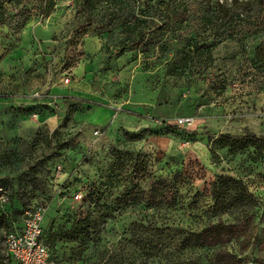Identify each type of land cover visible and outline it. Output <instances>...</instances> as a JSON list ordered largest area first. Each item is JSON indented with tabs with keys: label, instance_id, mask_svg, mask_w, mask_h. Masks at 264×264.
I'll return each mask as SVG.
<instances>
[{
	"label": "rangeland",
	"instance_id": "rangeland-1",
	"mask_svg": "<svg viewBox=\"0 0 264 264\" xmlns=\"http://www.w3.org/2000/svg\"><path fill=\"white\" fill-rule=\"evenodd\" d=\"M209 11L201 0H103L91 15L81 0H56L48 13L41 0H0V214L19 227L21 204H45L50 264H173L172 253L139 248L134 225L230 223L210 212L221 174L245 184L257 231L264 227V152L211 154L219 136H264V66L254 57L263 34L241 21L227 38L226 26L206 21ZM214 38L210 58L184 67L194 45ZM36 105L49 109L27 115ZM137 158L151 178L172 183L174 209L117 203L133 184L147 190L148 181L126 176ZM86 216L103 222L98 237L69 239ZM6 232L0 227V264H15ZM216 250L195 254L214 264ZM242 259L259 264L252 247Z\"/></svg>",
	"mask_w": 264,
	"mask_h": 264
},
{
	"label": "trees",
	"instance_id": "trees-1",
	"mask_svg": "<svg viewBox=\"0 0 264 264\" xmlns=\"http://www.w3.org/2000/svg\"><path fill=\"white\" fill-rule=\"evenodd\" d=\"M9 1H14L16 4H19L24 0ZM55 1L41 0L43 9L47 13L52 11L55 6ZM102 1L81 0V7L91 15L97 10ZM224 1L201 0V3L203 2L210 7L209 16L206 18L208 23H222L230 31L227 36L229 38L232 37L231 35L234 33L236 27H238V24L241 21L243 23L246 21L244 25H254L256 30L263 34L264 38V0H233L230 6L224 4ZM183 12L185 13V10L181 8L177 14L181 15ZM180 21L183 22L184 18L182 17ZM3 23L2 18H0V25ZM23 24L24 22H21L20 27ZM140 42L141 40H138L134 45L138 46ZM216 43L217 40L214 38L208 44L194 45L191 52L185 56L184 67L188 61L193 60L197 55L210 58L211 50L215 48ZM254 57L264 66V39L255 47ZM63 102L70 103L71 100L65 99ZM48 109L49 107L47 105H36L27 108L25 112L27 115H39L41 110L46 111ZM127 138L140 139L137 136H127ZM249 149L263 153L264 136L257 137L249 135L238 138L222 135L212 140L211 143L212 157H215L216 151L219 150H226L231 154H236ZM129 169V173L126 174L129 181L133 182L134 179H137L139 182L148 181V187L147 190H143L139 184H133L124 196L117 201L119 205H146L150 210H158L161 206H165L168 210L174 209L176 206V198L172 183L162 179L151 178L147 173V162L145 158L134 159L130 163ZM5 184V180L0 181V191ZM209 196L211 204L210 212L213 216H231L234 217V220L230 223H225L220 220L195 230L180 225L137 223L133 227V237L136 245L153 256L159 252L172 253L174 259L173 264H206L201 257L196 256L195 252L210 248H217L212 258H210L214 264H244L242 256L247 252L249 247H252L259 255V264H264V227L259 232L257 231L252 213L255 199L245 184L235 177L221 174L211 183ZM38 205L45 206V204L40 203L26 207V204L23 203L15 210V214L18 215L21 222L19 227H12L9 220L0 214V227L7 230L6 234L19 232L22 228L24 213ZM43 222L41 225L40 240L47 248L43 234ZM102 223L100 218L86 216L76 223L75 228L68 233V237L71 240L81 237H98ZM54 238H56V234L51 233L47 241H52ZM228 245H235L237 250L227 249L226 246ZM8 257L12 260L10 256Z\"/></svg>",
	"mask_w": 264,
	"mask_h": 264
},
{
	"label": "built area",
	"instance_id": "built-area-1",
	"mask_svg": "<svg viewBox=\"0 0 264 264\" xmlns=\"http://www.w3.org/2000/svg\"><path fill=\"white\" fill-rule=\"evenodd\" d=\"M65 84L69 79H65ZM37 99H48L49 96L35 94ZM192 118L177 120L178 125L192 124ZM46 214V207L38 205L24 213L22 228L19 232H11L4 236L7 255L16 264H50L47 248L40 240L41 225Z\"/></svg>",
	"mask_w": 264,
	"mask_h": 264
}]
</instances>
